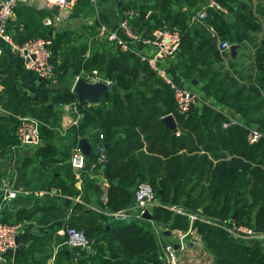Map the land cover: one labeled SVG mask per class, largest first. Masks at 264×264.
Returning <instances> with one entry per match:
<instances>
[{
  "label": "trees",
  "instance_id": "1",
  "mask_svg": "<svg viewBox=\"0 0 264 264\" xmlns=\"http://www.w3.org/2000/svg\"><path fill=\"white\" fill-rule=\"evenodd\" d=\"M198 1L134 0L122 7L138 11L131 23L144 34L162 26L180 29L181 50L170 68L176 83L182 85L181 78L202 83L205 99L211 97L241 114L248 125L261 128L263 137L250 143L248 128H224L223 113L206 103L193 104L188 113H180L171 85L132 51L112 45L113 52L96 51L86 57V51L75 50L78 59L73 76L98 70L116 84V91L105 92L99 104H89L79 103L72 87L66 86L51 94L47 102L29 106L25 104L29 98L15 90L16 101L10 107L15 114L21 111V115L41 122L43 144L17 167L21 179L29 175L45 179L34 189L60 187L66 206L81 210L69 217L68 225L84 230L96 243H104L97 246L95 256L65 246L57 264H161L163 246L172 241L166 231L160 236L155 227L187 231L191 225L190 218L173 211L172 205L208 219L232 218L239 225L264 230V38L256 41L252 35L262 32L263 25L254 16L253 7L242 2L235 10L234 22L223 12L211 11L204 24L191 28L183 7L191 8ZM220 1L233 9L226 0ZM43 36L50 38L48 32L36 37ZM221 41L242 47L248 42L255 49L250 58V66L258 71L255 88L237 86L231 76V70H237V57L222 50ZM64 68H69L66 58L55 71ZM65 103H76L79 117L62 132L63 109L59 105ZM170 114L177 131L163 121ZM13 119L18 128L19 117ZM16 132L12 130L13 144L18 141ZM85 136L93 143L98 139L109 144L104 173L111 187L108 202L100 200L99 210L73 203L79 196L88 199L91 192H101L89 168L82 171V188L76 186L70 157ZM94 159L88 161L89 166ZM27 166L32 167L30 172ZM141 181L152 185L165 206L153 210L152 220H115L113 213L132 204L134 187ZM193 226L212 256L211 264H264V242L234 239L225 229L200 219Z\"/></svg>",
  "mask_w": 264,
  "mask_h": 264
},
{
  "label": "crops",
  "instance_id": "2",
  "mask_svg": "<svg viewBox=\"0 0 264 264\" xmlns=\"http://www.w3.org/2000/svg\"><path fill=\"white\" fill-rule=\"evenodd\" d=\"M131 1L134 0H124L120 4L113 0H99L97 2L69 0L68 6L60 7L51 5L46 0H26L19 3L9 21V29L13 33L16 43L23 44L37 35L40 36V34L48 32L53 43L52 59L54 65L62 66L65 58L69 64V68L66 70L64 68L65 71L57 69L55 81L49 83L37 76L35 71L29 67L24 56L15 52L8 43L0 41V92L4 105L3 109L0 110V147H5L0 155V215L5 222L21 223L23 226L19 235V242L9 256L10 264H19V262L20 264H57V259H61V250L65 247L66 239L61 230L68 225L70 216L74 213L75 215L81 213L80 209L73 210L72 207L66 206L64 203L65 196L43 193L58 186L52 185L51 187L34 189L35 186L45 182V179H33L31 175L27 179H21L17 167L22 165L23 158L29 153L32 154L36 147L18 146L15 151L13 150V146L18 144V141L15 144L12 142L15 138V136L12 138V130L15 129L16 132L17 128V123L13 117H19V120L20 117H25L21 115V111H18L17 114L11 111L10 107L16 101L14 100L15 90L29 98L25 101L26 105L34 106L47 102L51 94L62 91L66 86H71L73 89L78 77L84 76V72L73 76L75 63L78 59L77 55H73L76 53L75 50L86 51V57L96 51L113 52L112 45L114 44L101 34L100 27L101 25L106 26L110 31H116L120 37L126 38L124 31L119 28V23L123 11L127 9L125 6L122 7L123 3ZM252 1L254 5L250 4L253 7V14L261 20L258 21L263 25L261 34H264L262 21L264 19V0ZM226 2L233 7V9H229L225 6L228 10L226 17L234 22L236 20L235 10L239 3L250 1L226 0ZM189 9L188 5L183 7V11L186 13ZM47 19H51L52 23L47 24ZM199 24H204V22ZM133 27L134 29L137 28L134 25ZM139 47L142 49L150 48L142 43ZM245 49L242 45L238 49L237 70H231V76L236 80L237 86L250 89L257 85L255 78L258 71L253 64L250 66L252 59L247 58V61L243 59V54L246 53ZM252 51L254 49H251L250 53ZM250 53H246V56H249ZM224 63L228 65L227 60ZM95 72L104 77L98 70H94L92 73H86L85 78L91 79L96 75ZM61 73H64L63 78H60ZM88 81L90 80L88 79ZM180 81L182 85H188L199 93L203 92L202 83H189L188 81L185 83L183 78ZM261 95L264 97V90L261 91ZM209 99L211 97L205 100L209 102ZM62 105H59L63 109L62 126L66 130L78 120L79 115ZM223 105L230 110L228 106ZM27 169L30 172L32 167L27 166ZM91 177L100 187L101 195L91 192L88 199L79 196L73 199V203L80 202L85 207L99 210L102 189L96 177L93 174ZM82 185L83 179L79 184L78 182L76 184L78 189H81ZM6 186H13L19 190L18 196L10 199L8 203L2 200L3 188ZM96 244L99 247L100 244L104 243L98 242ZM109 255L115 260L117 258V261H121L119 256L112 253Z\"/></svg>",
  "mask_w": 264,
  "mask_h": 264
},
{
  "label": "built area",
  "instance_id": "3",
  "mask_svg": "<svg viewBox=\"0 0 264 264\" xmlns=\"http://www.w3.org/2000/svg\"><path fill=\"white\" fill-rule=\"evenodd\" d=\"M24 1L26 0H0V41L8 43L15 52L25 58H29L30 61L28 62V65L35 71L37 76L49 83H53L55 81L56 71L52 59V40L48 37H33L23 44H18L14 41L13 33L9 29L10 19L14 15L19 3ZM46 1L51 5H58L60 7H65L70 4L69 0ZM89 1L97 2L99 0ZM113 1L121 2L124 0ZM211 11L223 12L225 14L228 13L227 8L220 0H202L200 3L188 10V26L192 28L195 24L204 22ZM138 15V11L134 8H127L123 11L119 28L124 31L126 38L120 37L116 31H110L106 26L102 25L100 27V32L121 50L136 53L143 61H146L150 65L160 78L164 79L171 85L175 92L177 107L180 113H188L193 104L202 106L206 103L212 105L225 116L223 121L224 128L232 126H242L248 128V141L250 143L258 142L263 137V133L258 129L257 125H248L241 114L233 113L213 98L209 99V102L206 101L204 92L199 93L188 85H179L176 83L170 68L177 62L178 54L181 50L182 33L180 29L162 26L153 29L149 34L137 32L133 28L131 19ZM46 23L51 24V19H47ZM140 43L150 48L142 49L139 47ZM232 44L233 43H230L229 41H223L221 48L222 50L230 51ZM95 74L96 75H94L90 81L97 82L106 80L108 83H113L111 80L101 77L97 72H95ZM183 80L185 79L183 78ZM186 82L187 81L185 80V83ZM62 106L68 110H73L78 113L76 103H66ZM3 107L2 94L0 92V110H2ZM40 126V120L35 117H20L16 132L18 144L13 146V150L15 151L18 146H31L36 148L41 146L43 144V136L41 134ZM101 137H103V135H101ZM106 150L107 148L104 143H95L93 151L95 159L90 166L88 164L89 160L81 149H79L78 145L73 148L70 157V162L75 172L78 184L82 179V171L89 168L91 173L94 177H96L101 185V199L105 204L108 202L109 190L111 187V184L104 173V166L108 161ZM1 154L2 150L0 149V155ZM18 193L19 190L15 189L13 186H6L3 188L2 200L8 203L10 199L17 197ZM43 193L65 196L60 187L51 188ZM158 206H165V204H163L157 197L156 191L151 184L141 181L134 187V198L132 204L127 209L113 213V215L142 218L146 211L153 214V210ZM170 208L177 213L187 215L190 218L191 225L187 231L175 229L178 231V241L177 243L172 241L163 246L161 264H181L183 254L194 247L199 248L200 252L205 255L210 254L204 246L202 237L196 234L197 230L193 226L194 221L197 219L225 229L234 239L264 242V230H258L247 225H239L232 218L208 219L197 213L187 212L183 209V207L177 205H172ZM22 229L23 226L21 223L5 222L1 219L0 215V264H10L9 256L18 244L17 239L19 238ZM61 232L66 237L64 242L65 246H67L71 251L80 250L88 256H95L98 254V247L95 240L91 239L84 230L66 225ZM175 244L179 245L178 249L175 248Z\"/></svg>",
  "mask_w": 264,
  "mask_h": 264
},
{
  "label": "water",
  "instance_id": "4",
  "mask_svg": "<svg viewBox=\"0 0 264 264\" xmlns=\"http://www.w3.org/2000/svg\"><path fill=\"white\" fill-rule=\"evenodd\" d=\"M122 4V2H119ZM239 43H233L230 47V55L233 58L237 57L238 49L240 48ZM29 62L30 59L26 58ZM41 80H43L41 78ZM196 83V81H195ZM117 87L114 83H108L106 80H101L97 82L88 81L85 76H79L72 92L76 95L79 103H89V104H99L101 102V97L105 92H114L116 91ZM163 121L167 123L168 126H170L174 131L178 130L177 122L172 114L167 115L163 117ZM259 130H261L260 127H258ZM99 140L97 139L95 143H98ZM89 140L88 137H81L78 141V147L81 149V151L86 155L87 159L90 160L93 156L94 151V144ZM106 148L109 147V144L105 145ZM131 216H115V220H129ZM142 218L152 220L153 214H151L149 211H146ZM110 228V225H108L107 229ZM264 229V228H263ZM170 234V232H167ZM19 242V238L17 239V243ZM175 248L178 249L179 245L175 244ZM178 253V251H177Z\"/></svg>",
  "mask_w": 264,
  "mask_h": 264
},
{
  "label": "rangeland",
  "instance_id": "5",
  "mask_svg": "<svg viewBox=\"0 0 264 264\" xmlns=\"http://www.w3.org/2000/svg\"><path fill=\"white\" fill-rule=\"evenodd\" d=\"M202 0H199L198 2H196L194 5H197L198 3H200ZM248 1H250V2H247V3H249V5H254L253 4V1L252 0H248ZM251 3V4H250ZM258 5H259V2L257 3ZM192 7H194V6H192ZM191 7V8H192ZM256 18L258 19V20H260L259 18H258V16L256 15ZM263 19V18H262ZM261 21V20H260ZM263 21V23H264V19L262 20ZM134 28V27H133ZM135 31H137V32H142V31H139L137 28L136 29H134ZM253 34V33H252ZM253 35H255V39H256V41H260L262 38H264V34H261V32L260 33H255V34H253ZM219 45H220V47H221V45H222V41L221 42H219ZM244 48H246L245 50V52L246 53H250V50L251 49H254L253 47H252V45L251 44H248V42H247V45L244 47ZM244 52V53H245ZM254 52H255V49H254V51H252V53H250V55L249 56H246V53L245 54H243L244 56H243V59L245 60V61H247L249 58H251V56H253L254 55ZM248 58V59H247ZM226 60V59H225ZM253 61H251L250 60V63H252ZM88 79L90 80V78L88 77ZM87 79V80H88ZM31 117H33V116H31ZM62 132H65V129H64V127L62 126ZM233 161V160H232ZM100 195H101V192H100ZM184 209V208H183ZM185 210V209H184ZM155 229H156V231L159 233V235L161 236L162 235V233L164 232V231H166V232H170V239H171V241H173L174 243H177V237H178V231L177 230H175V229H168V228H165L164 227V225H161V226H159V227H155ZM196 234H198V233H196ZM199 235V234H198ZM187 240H189V239H187ZM210 262L212 263V256L209 254V255H205V254H203L202 252H200V249L199 248H197V247H194V248H191L188 252H186L185 254H183V257H182V260H181V264H210Z\"/></svg>",
  "mask_w": 264,
  "mask_h": 264
}]
</instances>
